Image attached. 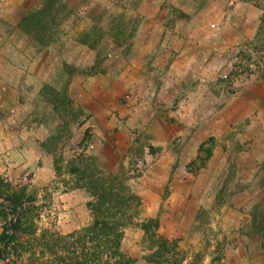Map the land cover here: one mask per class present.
I'll return each mask as SVG.
<instances>
[{
	"label": "rangeland",
	"instance_id": "obj_1",
	"mask_svg": "<svg viewBox=\"0 0 264 264\" xmlns=\"http://www.w3.org/2000/svg\"><path fill=\"white\" fill-rule=\"evenodd\" d=\"M22 1L21 12L0 0V236L22 214L25 227L38 232L67 235L82 228L90 222L88 198L66 189L71 177L65 162L86 155L115 172L125 159L141 200L121 247L131 264H148L153 247L140 228L148 218H157L159 235L175 244L170 264L181 258L183 264H242L245 253L252 255L249 264H263L258 229H264V195L250 198L263 179L245 183L254 169L239 172L236 164L261 135L259 125L239 115L248 101L259 107L264 99V0H184L187 14L165 5L169 46L159 67L150 66L157 53L144 51L150 41L134 39L138 0H78V6L76 0H57L50 45L62 50L67 64L76 55V40L85 46L87 63L70 64L72 76L61 66L65 79L53 66L29 110L21 104L14 49L26 34L11 36L10 21H19V30L21 18L45 0ZM4 80L8 86H1ZM62 89L72 104L56 109L60 97L54 92ZM28 138L33 141L25 147ZM17 196L23 205L15 211L11 200ZM7 249L0 244L3 255H11L0 264H26L28 255Z\"/></svg>",
	"mask_w": 264,
	"mask_h": 264
},
{
	"label": "trees",
	"instance_id": "obj_2",
	"mask_svg": "<svg viewBox=\"0 0 264 264\" xmlns=\"http://www.w3.org/2000/svg\"><path fill=\"white\" fill-rule=\"evenodd\" d=\"M57 4V0H45L40 9L25 14L18 25L19 30L40 48H46L52 42L51 34L57 16L54 8ZM64 70L68 76L76 72L65 63ZM57 92L54 93L59 95L60 101L54 102V108L58 109L65 102L72 104L65 89ZM46 144L48 143H45L44 147ZM134 151L135 148H131L130 154ZM124 160L120 161L115 172L100 169L95 158L86 155H79L65 162V173L71 177V180L65 183L66 189L83 191L88 198V224L67 235L49 231L38 232L35 226L25 227L27 218L22 214L12 226V234L0 244L12 251V254L28 255L26 264H131V261L124 257L121 247L125 230L134 225L135 211L141 200L130 184L134 176H130L133 172ZM54 169L56 174H61L62 167L58 166L57 160L54 161ZM13 202H22V197L17 196L11 200L15 211L23 205L22 203L17 206ZM140 228L147 247H153L152 252L145 256V261L148 264H170L168 255L175 244L159 235V220L145 219ZM258 231L263 235L264 249V229L259 228ZM7 257L0 250V260L8 261L11 255ZM183 262L184 258H181L175 264Z\"/></svg>",
	"mask_w": 264,
	"mask_h": 264
},
{
	"label": "crops",
	"instance_id": "obj_3",
	"mask_svg": "<svg viewBox=\"0 0 264 264\" xmlns=\"http://www.w3.org/2000/svg\"><path fill=\"white\" fill-rule=\"evenodd\" d=\"M7 3L6 5L9 6H15L19 7V11H24V1L22 0H6ZM184 0H138L136 1L134 7H139L136 9L134 16L138 17L140 20V25L138 26V29H136L135 32V37H142L146 38V40H149L150 43L145 46V53H148L149 55L152 53H157V56L154 57L151 61L150 66H156L159 67V65L162 64L161 61H163L162 55L167 52L165 50V47L168 49V31H166V28L163 27V24L165 23L166 19L164 16H168L169 13L167 11V8H165V5H171L175 8L180 9L182 12L185 14L188 13L186 11L182 4ZM217 3H220L219 0H213L212 5H215ZM74 5L78 6L80 5V2L76 0L74 2ZM21 11V12H22ZM6 18V16H5ZM7 19V18H6ZM8 21H10L8 19ZM11 25L14 26L12 27V30L14 28V31H12L11 36L13 33L17 32L18 35L24 37V33L22 31H19L17 28V23L19 22H14L10 21ZM26 36V42L23 40L20 43H18L17 48L15 47L14 49L17 51L18 54V66L19 67V72L21 78L19 79V92L22 93L23 96V101H22V107L24 110H29L30 109V103L32 102L31 97L33 95V92L36 93L37 97L40 96V89L43 86L44 83L48 81V77L52 76V71L55 67L56 71L59 74H62V78L65 79V74L62 72L61 66L64 64L61 61L60 57V52L58 49L54 47V45H50L49 47L46 48H40V47H35L34 44L29 41V37ZM7 37V35H6ZM11 38V37H10ZM137 39V38H136ZM31 40V39H30ZM75 45H78L77 50H76V55L72 56L69 55L68 59L66 61L67 64H74L76 66H83L87 62L82 58V53H85L84 49L85 46L80 45L76 40L74 41ZM34 46V47H33ZM40 49V50H39ZM170 49V48H169ZM153 51V52H152ZM166 56V53L164 54ZM8 56L9 60L12 59V54L8 51ZM46 56V58H44ZM167 57V56H166ZM11 61V60H10ZM12 62V61H11ZM148 62V61H147ZM146 62V63H147ZM132 66H138L136 62L131 64ZM144 65V62L141 63L139 69L142 70ZM146 65V64H145ZM42 66V67H41ZM50 66V67H49ZM47 69V70H45ZM73 80V79H72ZM8 82L7 80H4L1 82V86H8L6 85ZM62 85V83H61ZM261 88L263 89L264 87V81H261ZM29 87H32V91H29ZM195 94L198 95V92ZM253 97V102H257V95H251ZM260 105L259 107H255L252 102L249 103L246 106V109L244 110V114L239 115L240 118H246L250 120V123L255 122L257 125L260 126V133L261 135L259 137H254L253 142L251 143L253 146H248L244 152H242V156L244 158V162H238L236 164V167L238 168L239 172H247L249 168H253L254 170L252 171V176L249 177L248 179H245V183H254L256 181H259V179H263L264 183V99H260ZM244 115V116H243ZM249 127V126H248ZM32 134L31 132L29 134H26L25 139L27 138V135L29 136ZM36 139L42 141L41 138L38 136ZM32 138H28V140H25V147L29 146L31 144ZM255 143H259V146L255 148ZM26 149V148H25ZM39 152V150H38ZM248 163V165L246 164ZM244 191V193H247ZM256 194L250 195V198H258L260 195H264V185H261L257 190L255 191ZM259 193V195H257ZM263 197V196H262ZM261 199V198H259ZM246 252V251H245ZM261 260L262 263L264 264V249L262 248L261 250ZM250 255V256H248ZM241 263L249 264L252 263V255L251 254H246L243 259L240 260Z\"/></svg>",
	"mask_w": 264,
	"mask_h": 264
},
{
	"label": "water",
	"instance_id": "obj_4",
	"mask_svg": "<svg viewBox=\"0 0 264 264\" xmlns=\"http://www.w3.org/2000/svg\"><path fill=\"white\" fill-rule=\"evenodd\" d=\"M13 204H14V205H17V206H21V205H22V202H13ZM3 206H4V204L0 203V207H3ZM12 226H13V223H12V221H11L8 230H7L6 232H4V233L0 236V243L6 239V236H7L8 232H10V231L12 230Z\"/></svg>",
	"mask_w": 264,
	"mask_h": 264
}]
</instances>
